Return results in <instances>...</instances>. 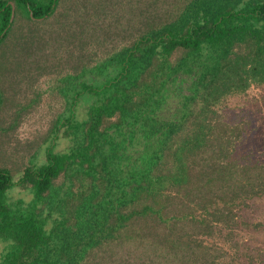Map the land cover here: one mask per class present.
Wrapping results in <instances>:
<instances>
[{"label":"trees","instance_id":"trees-1","mask_svg":"<svg viewBox=\"0 0 264 264\" xmlns=\"http://www.w3.org/2000/svg\"><path fill=\"white\" fill-rule=\"evenodd\" d=\"M263 92L264 0H0V264H264Z\"/></svg>","mask_w":264,"mask_h":264},{"label":"rangeland","instance_id":"rangeland-1","mask_svg":"<svg viewBox=\"0 0 264 264\" xmlns=\"http://www.w3.org/2000/svg\"><path fill=\"white\" fill-rule=\"evenodd\" d=\"M261 94L263 99L253 106L264 109V92ZM47 120V111L42 108L26 117L24 113L0 111V169L13 178V185L6 193L11 199L25 202L33 199L31 190L25 187L21 178L26 167L34 160L30 156L39 150L42 157L44 149L50 146L55 132L49 129ZM46 140L48 142L45 143ZM66 146L65 140H59L56 151H63Z\"/></svg>","mask_w":264,"mask_h":264},{"label":"water","instance_id":"water-1","mask_svg":"<svg viewBox=\"0 0 264 264\" xmlns=\"http://www.w3.org/2000/svg\"><path fill=\"white\" fill-rule=\"evenodd\" d=\"M13 17H14V14L12 15V19H11V21L13 20Z\"/></svg>","mask_w":264,"mask_h":264}]
</instances>
